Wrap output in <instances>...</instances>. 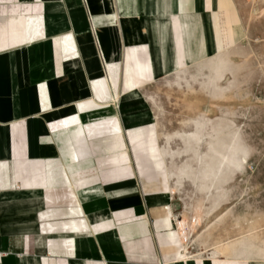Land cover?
<instances>
[{
	"label": "crops",
	"instance_id": "0c3cea01",
	"mask_svg": "<svg viewBox=\"0 0 264 264\" xmlns=\"http://www.w3.org/2000/svg\"><path fill=\"white\" fill-rule=\"evenodd\" d=\"M234 18L232 0H0V264H264L254 233L185 240L146 94Z\"/></svg>",
	"mask_w": 264,
	"mask_h": 264
},
{
	"label": "rangeland",
	"instance_id": "374dc122",
	"mask_svg": "<svg viewBox=\"0 0 264 264\" xmlns=\"http://www.w3.org/2000/svg\"><path fill=\"white\" fill-rule=\"evenodd\" d=\"M232 3V43L191 70L187 61L146 94L154 100L159 156L173 174L177 221L196 220L194 239L202 243L209 229L212 243L247 232L264 243V0ZM199 247L192 241L191 249Z\"/></svg>",
	"mask_w": 264,
	"mask_h": 264
},
{
	"label": "bare ground",
	"instance_id": "6f19581e",
	"mask_svg": "<svg viewBox=\"0 0 264 264\" xmlns=\"http://www.w3.org/2000/svg\"><path fill=\"white\" fill-rule=\"evenodd\" d=\"M224 53V52H223ZM222 55V54H221ZM218 56V55H217ZM220 65V64H219ZM220 71V70H219ZM165 153V155H170V154H172V152L170 151V150H168V149H165V151H164ZM173 174L171 173L170 174V176L171 177H173L172 176ZM176 222H177V220H176ZM188 223V222H187ZM179 224H180V231H181V233L183 234V236H184V238H185V240L187 241V240H189L188 238L191 236V237H193L194 236V230H196L195 228H196V226H197V221L196 220H193V221H191V223H189V224H186L183 220H179ZM198 227V226H197ZM198 230V229H197ZM209 232V231H208ZM203 234V233H202ZM195 237V236H194ZM202 238H203V236H202ZM201 238V239H202ZM202 242H203V240H201Z\"/></svg>",
	"mask_w": 264,
	"mask_h": 264
},
{
	"label": "built area",
	"instance_id": "2783aa9c",
	"mask_svg": "<svg viewBox=\"0 0 264 264\" xmlns=\"http://www.w3.org/2000/svg\"><path fill=\"white\" fill-rule=\"evenodd\" d=\"M8 255H9L8 252H2V251H0V260H1V258L5 257V256H8Z\"/></svg>",
	"mask_w": 264,
	"mask_h": 264
}]
</instances>
